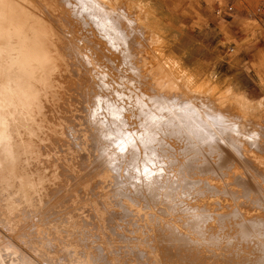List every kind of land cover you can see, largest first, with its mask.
Wrapping results in <instances>:
<instances>
[{
  "label": "rangeland",
  "instance_id": "374dc122",
  "mask_svg": "<svg viewBox=\"0 0 264 264\" xmlns=\"http://www.w3.org/2000/svg\"><path fill=\"white\" fill-rule=\"evenodd\" d=\"M73 2L0 0L1 20L21 28L11 47L22 49L0 60V115L16 108L0 144V264H264V228L255 226L264 223V0H108L134 38L128 53L83 28ZM143 93L159 110L138 101ZM110 101L135 139L159 120L150 166L180 182L164 195L189 193L177 194L173 212L131 199L130 154L118 155V170L108 164L89 118ZM244 123L256 144L234 131ZM4 148L16 153L14 167Z\"/></svg>",
  "mask_w": 264,
  "mask_h": 264
},
{
  "label": "bare ground",
  "instance_id": "6f19581e",
  "mask_svg": "<svg viewBox=\"0 0 264 264\" xmlns=\"http://www.w3.org/2000/svg\"><path fill=\"white\" fill-rule=\"evenodd\" d=\"M110 1V0H109ZM105 2H108V0H77V2L74 4H71L74 6L75 8V16L76 18H79L80 21H81V25L83 26V28L85 29H88V32L90 34H92L91 32V29L93 28V30H97V32L101 33V36L105 42H107V44L109 45L110 49H112L113 51H118V52H122V53H128V51H130L131 49V46H133L132 44V40L131 39H134V38H131L130 34L127 32V30L125 31L124 29V25L122 26L119 22V20L117 21L116 20V16H113V11H111L107 5L105 4ZM124 10V9H123ZM3 14L0 13V16ZM124 14V13H123ZM122 14V15H123ZM120 15V14H119ZM5 15H3L4 17ZM126 16V15H125ZM124 16V17H125ZM123 17V18H124ZM119 18V17H118ZM131 19V18H130ZM4 19L0 18V39H1V44H0V60H3L5 58H8L10 57L11 53H12V50H15L17 51L19 54L21 53L22 49H20V52H19V47L15 48L16 46H14L15 49H12L13 47H11L12 45V41H10V38L12 37H15V38H19L20 35V30L21 28H19V25H18V22L19 20H17V24L15 22H12L11 19L9 20V23L7 22V24H5V20L3 21ZM128 20H129V17H128ZM127 20V22H128ZM131 21V20H130ZM133 21V20H132ZM131 21V22H132ZM119 22V23H118ZM123 22H126L123 21ZM134 22V21H133ZM136 27V26H135ZM132 29V28H130ZM137 29V27L135 28ZM24 30V29H23ZM140 30V28H139ZM137 30V31H139ZM82 31V30H81ZM131 31V30H130ZM133 33V32H132ZM134 33H137L136 30H134ZM87 35V33H86ZM91 37V36H90ZM14 39V38H13ZM12 40V39H11ZM22 40V39H21ZM20 39L18 40L21 41ZM85 40V39H84ZM14 41V40H13ZM23 41V40H22ZM104 42V43H105ZM16 44V43H15ZM94 44V43H93ZM134 48V47H133ZM78 50V49H77ZM28 57H25L23 58L21 56V61L19 62L20 64V67H17V71L18 72H21L22 74L25 73V69H24V66L28 63L27 60ZM37 60L39 66L43 65H46V61L43 60L41 57L38 59H35ZM91 60V59H90ZM57 62V61H56ZM56 62L54 61H51L50 63V66H54L57 70V68H60V67H57L56 66ZM87 64H90L87 63ZM132 64V63H131ZM37 65V64H36ZM49 66V64H48ZM93 66V64H90V67ZM94 67V66H93ZM135 68V67H134ZM71 69V67H70ZM131 69V68H130ZM52 71V70H51ZM92 71V70H91ZM3 72L2 68H0V74ZM137 72V71H136ZM96 73L97 75H99L98 72H94ZM6 74V73H5ZM3 75V74H2ZM133 75V74H132ZM137 75V74H136ZM99 76H103L102 74L99 75ZM2 80V77L0 78ZM0 80V81H1ZM3 84H5L6 82L8 83V80L5 79V75H4V78H3ZM2 83V82H1ZM104 83V82H103ZM9 84V83H8ZM10 90V89H9ZM136 90V89H135ZM8 92V90H7ZM10 93V92H8ZM7 95H10L8 94ZM168 93V92H167ZM169 94V93H168ZM11 95H12V92H11ZM14 96V95H13ZM18 96V95H15L14 98ZM136 96V95H135ZM10 97V96H9ZM137 97V96H136ZM156 97V96H155ZM13 98V97H12ZM148 99L149 97H147L144 93L141 94L139 96L138 101L140 102V100L144 101V99ZM152 98V97H151ZM149 98V100L154 104V108H158L157 110H159V107L161 106V104L163 105V103H159L158 100L156 99H151ZM171 98V97H170ZM175 98V97H174ZM159 99V98H158ZM176 99V98H175ZM173 100V99H172ZM177 100V99H176ZM191 100V99H190ZM203 100V99H202ZM11 101V100H9ZM106 101V100H105ZM14 102V101H13ZM172 103V101H171ZM174 103V101H173ZM183 103V102H182ZM105 104H107V108H105L106 110H104L103 107H101L99 105V102H97V105L94 107V109L92 110L93 112L90 114V118L91 121H90V124L92 125V129L95 131V138L98 139L100 142L99 144L102 146L101 148L103 149L104 151V155L107 154V155H111L109 157V159L107 160L108 164L111 166V168L113 170H118L119 168V164L123 163L124 162V159L122 158H125L126 154H130L129 155V158L125 159V162L126 163V169H129V170H136V173L132 174L131 172L129 173V176H126V177H130L132 178V182H131V179H130V182L131 184L128 185L129 188L132 190H135V193L131 194V199L133 200L134 198L137 197H140L142 198L143 200L149 198L148 200L153 202V204L155 202H165L168 204L169 208L167 207V209H170V211L173 212L172 209L175 208V203H176V200L175 198L177 197V194L179 196L183 195V196H186V195H189L188 193V188L185 187V190L184 191H180V192H176V193H167L166 195H164V190L166 187H178L180 185V182L179 183H176L175 180H170L169 178H166L164 176V173L161 174L160 171H164L160 168V170H157L155 169V167H151L153 164V161L154 159L157 157V153L156 151L159 149L157 147H154L151 151H148L147 153V148L150 147L151 145L155 144L154 143V138L158 136V133H156L153 128L155 127H158V126H155L156 124L158 125L159 124V120L158 122H154V120L152 122H149L147 121L148 123H151L150 126L148 127L149 129H144L145 132H143L142 134L138 135L137 138L135 139L132 134L126 130L125 126H126V121L124 119V117H122V113H123V110L122 107H119L117 105H114L113 103H110L109 102H106ZM140 104V103H139ZM143 105H145V103L143 102L142 103ZM165 104V102H164ZM167 104V103H166ZM180 104V103H179ZM14 105V104H13ZM141 105V106H143ZM152 105V104H151ZM175 105V104H174ZM177 105V104H176ZM175 105V106H176ZM205 105V104H204ZM2 106V105H1ZM167 106V105H166ZM180 106V105H179ZM182 106V105H181ZM3 107V106H2ZM6 107V106H5ZM10 107V106H8ZM6 107L7 109H4L2 108L3 110V113H1L0 115V144L1 146L4 144H6L5 146L7 147L8 144V140L10 139L9 138V134H8V127H7V118H9L8 116V112L11 108L12 111H16V108L15 106L10 107L8 108ZM106 107V106H105ZM146 107V106H145ZM153 107V106H152ZM151 107V108H152ZM178 107V106H176ZM184 107V106H183ZM128 108V107H127ZM144 108V106H143ZM147 108V107H146ZM153 108V109H154ZM162 108V107H161ZM160 108V110H161ZM164 108L166 107H163L162 110H164ZM167 108H170L167 106ZM180 108V107H179ZM181 109V108H180ZM200 109V107H199ZM172 110V109H171ZM177 110V109H176ZM187 111V114L188 112H190V110H187V108H184V111ZM248 110V109H247ZM103 111H106V112H103ZM166 111V110H164ZM163 111V112H164ZM1 112V111H0ZM139 112V111H138ZM169 112V111H168ZM11 113V112H10ZM177 113V112H176ZM200 113V111H199ZM250 113V111H249ZM247 113V114H249ZM15 114V113H14ZM13 114V115H14ZM147 114V113H146ZM12 115V114H11ZM10 115V116H11ZM148 115V114H147ZM153 115V114H151ZM191 115V114H190ZM250 115V114H249ZM248 115V116H249ZM252 115H254L252 113ZM164 116V115H163ZM177 116V115H176ZM13 117V116H11ZM157 117V116H155ZM210 117V116H209ZM233 117V116H232ZM238 117V116H237ZM236 117V119H237ZM251 117V116H250ZM181 118V117H179ZM199 118V117H198ZM204 118V117H203ZM219 118V117H218ZM235 118V117H234ZM240 119V117H238ZM10 119V118H9ZM144 119H145V116H144ZM160 119V118H159ZM223 119V118H222ZM14 120V119H13ZM11 120V122L13 121ZM151 120V119H150ZM162 120V119H161ZM230 120V119H229ZM238 120V119H237ZM236 120V121H237ZM251 120H252V117H251ZM10 121V120H9ZM15 121V120H14ZM163 121V120H162ZM169 121V120H167ZM185 121V120H184ZM232 121V119H231ZM230 121V122H231ZM235 121V119L233 120ZM240 121V120H239ZM170 122V121H169ZM223 122V121H222ZM229 122V123H230ZM241 122V121H240ZM145 123H146V120H145ZM156 123V124H155ZM171 123V122H170ZM228 123V124H229ZM233 123V122H232ZM238 123V122H237ZM7 124V125H6ZM11 124V123H10ZM143 124V123H142ZM167 124V123H166ZM202 124V123H201ZM210 124V123H209ZM231 124V123H230ZM245 126L244 128H241L243 126V123L240 124L242 126H240L239 124H234L233 125V128H234V131L237 133H240L241 136L243 135H248V139L251 140L252 144H256V138L258 139V135L259 133H257V131H252L251 129H248L249 127L247 126L246 123H244ZM12 125V124H11ZM148 125V124H147ZM191 125V124H190ZM197 125L196 123H194L193 126ZM217 125H218V122H217ZM250 125V124H249ZM9 126V125H8ZM152 126V127H151ZM176 126V125H175ZM192 126V125H191ZM215 126H216V123H215ZM213 126V127H215ZM225 126V125H224ZM256 126V125H255ZM128 127V126H127ZM141 127V126H140ZM168 127V126H167ZM227 126H225L226 128ZM248 127V128H247ZM132 128V127H131ZM164 128V127H163ZM188 128V127H187ZM225 128L222 129L223 130H226ZM253 128V127H252ZM255 128V127H254ZM143 129V127H142ZM208 129V128H207ZM206 129V130H207ZM228 129V128H227ZM138 130V129H137ZM192 130V128L190 129ZM200 130V129H199ZM241 130L242 133H241ZM254 130V129H253ZM264 130V129H263ZM194 131H197V130H194ZM231 131V130H230ZM233 131V130H232ZM261 131V130H260ZM138 132V131H137ZM136 132V133H137ZM200 131H198L199 133ZM202 132V131H201ZM259 132V131H258ZM139 133V132H138ZM203 135H204V132H202ZM234 133V132H233ZM244 133V134H243ZM201 134V133H200ZM222 134H225V133H222ZM229 134V133H228ZM240 134L236 135L239 136ZM243 134V135H242ZM93 135V134H92ZM136 135V134H134ZM160 135V134H159ZM198 136V135H197ZM201 136V135H200ZM225 136V135H224ZM223 136V137H224ZM227 136V135H226ZM225 136V137H226ZM186 137V136H185ZM230 139H233V137H230V135L228 136ZM203 138V137H202ZM243 138V137H241ZM260 138V137H259ZM135 139V141H134ZM194 139V138H193ZM222 139V138H221ZM235 139V138H234ZM167 141V140H166ZM196 141V140H195ZM260 141V140H259ZM10 142V141H9ZM165 142V141H164ZM193 142V141H192ZM231 143H233L234 147L236 146V144L234 143V141H232ZM246 143V142H244ZM204 144V143H203ZM228 144V143H227ZM245 145V144H244ZM243 145V146H244ZM251 146V144H249ZM249 145H246V146H249ZM11 146V144H10ZM119 149L120 151V154L118 152H116V154H112V150L109 151L110 149H112V147H114ZM238 146V145H237ZM236 148H240L237 147ZM262 146V145H261ZM261 146H258V148L260 149ZM143 148V151L144 153L142 154V158H139V154L140 151L139 149ZM166 147V146H165ZM207 147V146H206ZM211 147V146H210ZM232 147V149L234 148ZM253 148V147H252ZM251 148V149H252ZM5 149V148H4ZM114 149V148H113ZM215 149V148H214ZM165 150V149H164ZM235 150V148H234ZM115 151V150H114ZM142 151V152H143ZM169 151V150H168ZM167 151V152H168ZM181 151V150H180ZM249 151V150H248ZM247 151V152H248ZM252 151V150H251ZM254 151V150H253ZM252 151V152H253ZM160 152V150H159ZM204 152V151H203ZM215 152V151H214ZM218 152V151H217ZM255 152V151H254ZM257 152H258V149H257ZM263 152V151H262ZM264 153V152H263ZM16 154V153H15ZM14 154L13 151H11L9 148L7 150V148L5 149V166H8V167H14V164L16 163V160H17V156ZM118 155L121 156L118 158ZM161 155V154H160ZM176 155V154H175ZM240 155L243 156V153H241L240 151ZM262 155V154H261ZM165 156V155H164ZM168 156V155H167ZM212 156V155H211ZM3 158V159H4ZM203 158V157H202ZM215 158V157H214ZM245 158H248V157H245ZM167 159V158H166ZM253 159V158H252ZM250 160L254 163L253 160ZM261 159V158H260ZM259 159V160H260ZM157 160V159H155ZM162 160V159H161ZM170 160V159H169ZM246 160V159H245ZM105 161V160H104ZM159 161V160H158ZM173 161V160H172ZM171 161V162H172ZM3 162V161H2ZM175 163V162H174ZM179 163V162H178ZM215 163V162H214ZM4 163H2L3 165ZM163 164V162H162ZM246 164V163H245ZM257 164V163H256ZM261 164V163H259ZM124 165V164H123ZM151 165V166H150ZM255 165V164H254ZM157 166V164H156ZM164 166V165H163ZM216 166V165H215ZM213 167V166H212ZM254 167V166H253ZM154 168V169H152ZM164 168V167H162ZM197 168V167H196ZM40 169V168H39ZM169 169V167L167 168ZM258 169V168H256ZM133 170V171H134ZM171 171V170H170ZM257 171V170H256ZM260 171V170H259ZM263 171V170H262ZM167 174V171L165 172ZM183 173V171H182ZM224 173V172H222ZM185 174V173H183ZM125 175V174H124ZM175 175V174H174ZM223 175V174H222ZM167 176V175H166ZM169 177L172 176V175H168ZM181 176V175H180ZM185 176V175H184ZM187 176V175H186ZM185 176V177H186ZM264 176V175H263ZM262 177V176H261ZM188 178V177H187ZM127 179V178H126ZM129 179V178H128ZM264 179V178H263ZM207 181V180H206ZM192 182V181H191ZM192 183H194L196 186H198L200 183L197 182V181H193ZM127 185V184H125ZM224 186V185H223ZM199 187V186H198ZM210 188L212 189L210 185L206 186V188ZM259 188V187H258ZM261 191V190H260ZM167 192V191H166ZM262 193V192H261ZM162 198H164L165 200H162ZM180 199V198H179ZM179 199H177L179 201ZM147 201V200H145ZM150 203V202H149ZM166 204V205H167ZM187 209H185V211L187 213H195L194 211V208H191V207H186ZM175 213V212H174ZM190 222V221H189ZM189 225H191V222L189 223ZM258 226L260 228H264V223H261V222H256L255 223V226ZM185 227V226H184ZM8 251V250H7ZM6 253V252H5ZM72 254V253H71ZM10 259H8L9 261ZM19 260V259H18ZM4 261V260H3ZM13 261V260H12ZM20 262V261H19ZM4 263H8V262H5ZM15 263V262H14ZM19 264V263H18Z\"/></svg>",
  "mask_w": 264,
  "mask_h": 264
},
{
  "label": "built area",
  "instance_id": "2783aa9c",
  "mask_svg": "<svg viewBox=\"0 0 264 264\" xmlns=\"http://www.w3.org/2000/svg\"><path fill=\"white\" fill-rule=\"evenodd\" d=\"M221 10L216 11V13H220ZM225 12H232V7H226Z\"/></svg>",
  "mask_w": 264,
  "mask_h": 264
}]
</instances>
